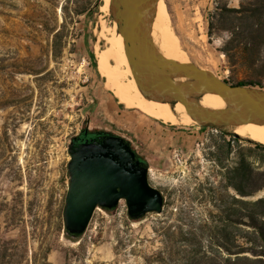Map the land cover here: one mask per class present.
<instances>
[{
  "label": "rangeland",
  "instance_id": "1",
  "mask_svg": "<svg viewBox=\"0 0 264 264\" xmlns=\"http://www.w3.org/2000/svg\"><path fill=\"white\" fill-rule=\"evenodd\" d=\"M103 0H0V264H190L192 255L236 253L240 217H261L264 145L197 124L171 125L119 104L98 72ZM166 25L188 62L231 83L264 76L242 61L244 40L217 9L253 0H165ZM211 28V36L209 31ZM58 34V37H56ZM264 55V46L256 52ZM236 55V57L234 56ZM133 139L152 162L161 214L134 221L125 201L98 208L85 234L65 237L68 150L85 115ZM254 170L251 184L240 175ZM258 171V172H257ZM240 191L249 195L242 197ZM230 220L227 221L226 218ZM229 239V241H227Z\"/></svg>",
  "mask_w": 264,
  "mask_h": 264
},
{
  "label": "water",
  "instance_id": "2",
  "mask_svg": "<svg viewBox=\"0 0 264 264\" xmlns=\"http://www.w3.org/2000/svg\"><path fill=\"white\" fill-rule=\"evenodd\" d=\"M159 1L112 0L110 5L144 97L172 105L181 101L196 121L192 124L236 138L241 136L229 127L264 125V89L232 85L193 63L182 64L161 55L152 41ZM208 92L221 93L225 107H202L199 100ZM68 150L69 188L63 216L65 232L71 239L78 240L85 234L98 208L115 211L120 200L126 201L128 216L134 221L148 213L163 212L164 196L149 181L150 164L138 157L130 138L86 130L70 141Z\"/></svg>",
  "mask_w": 264,
  "mask_h": 264
},
{
  "label": "bare ground",
  "instance_id": "3",
  "mask_svg": "<svg viewBox=\"0 0 264 264\" xmlns=\"http://www.w3.org/2000/svg\"><path fill=\"white\" fill-rule=\"evenodd\" d=\"M112 0H103L100 9L105 15L110 14ZM99 40L105 42V48L96 51L98 72L105 78V87L118 99L119 104L127 109H138L153 119L171 125H189L196 121L188 113L186 105L179 101L172 105L167 102L149 100L141 93L134 77L126 46L114 20L111 25L99 22ZM152 41L161 55L167 60L189 63L179 37L170 25H166V2L160 0L152 28ZM184 81V80H180ZM202 107L222 109L225 98L221 93L208 92L199 100ZM229 129L241 137L264 145V125L255 123L231 126Z\"/></svg>",
  "mask_w": 264,
  "mask_h": 264
},
{
  "label": "trees",
  "instance_id": "4",
  "mask_svg": "<svg viewBox=\"0 0 264 264\" xmlns=\"http://www.w3.org/2000/svg\"><path fill=\"white\" fill-rule=\"evenodd\" d=\"M217 14L222 20L231 19L232 27H229L228 30L244 40L246 55H242L241 57L243 63L254 70L256 75L264 76V55L256 53L262 45L264 46V0H253L251 5L247 7L243 5L239 9H217ZM211 33L210 28V36ZM56 37H58V34H56ZM234 56L236 57V55ZM224 81L232 85L253 86L264 89V86L252 81L237 83ZM139 146H141L140 143L137 144V147ZM144 160L151 166L152 162L149 158H145ZM239 171L243 182L251 184V176L254 170L248 165H243ZM257 175L264 176V172L257 173ZM261 190H264V185L255 187L254 192ZM240 193L242 197L249 195L246 191H240ZM241 203L261 207L262 212L260 213L261 217H257L254 213L248 215V217H240V224L243 226V244L239 247V251L233 254L227 251L226 254H223L220 252L223 247H217L219 251L216 255H192L187 259V262H190V264H264V198L253 203L241 200ZM226 220L229 221L230 219L227 217ZM64 235L69 240H79L71 239L66 232H64ZM45 264H49L46 256Z\"/></svg>",
  "mask_w": 264,
  "mask_h": 264
},
{
  "label": "flooded vegetation",
  "instance_id": "5",
  "mask_svg": "<svg viewBox=\"0 0 264 264\" xmlns=\"http://www.w3.org/2000/svg\"><path fill=\"white\" fill-rule=\"evenodd\" d=\"M86 130L88 133L107 132V133L125 136L123 134L116 133L112 127L103 126L99 122L93 121V119L90 117V115L87 114V115H85V117L82 121V124L80 125L78 133L75 136L71 137L70 141L79 138L82 134H85ZM125 137H127V136H125ZM131 144H132V147L134 148V150L136 151L138 157L140 159L144 160L145 157H144L143 153L141 151H139V149L137 147V143L134 140H132ZM121 201H125V200H120V202ZM120 202H119V204H120ZM125 203H126V201H125Z\"/></svg>",
  "mask_w": 264,
  "mask_h": 264
},
{
  "label": "crops",
  "instance_id": "6",
  "mask_svg": "<svg viewBox=\"0 0 264 264\" xmlns=\"http://www.w3.org/2000/svg\"><path fill=\"white\" fill-rule=\"evenodd\" d=\"M156 120V119H155Z\"/></svg>",
  "mask_w": 264,
  "mask_h": 264
}]
</instances>
